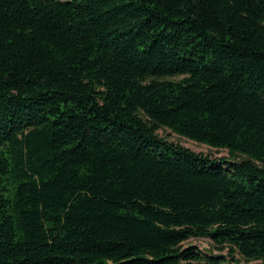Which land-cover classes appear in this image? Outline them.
I'll list each match as a JSON object with an SVG mask.
<instances>
[{
    "label": "trees",
    "instance_id": "1",
    "mask_svg": "<svg viewBox=\"0 0 264 264\" xmlns=\"http://www.w3.org/2000/svg\"><path fill=\"white\" fill-rule=\"evenodd\" d=\"M236 252L264 264V0H0V264Z\"/></svg>",
    "mask_w": 264,
    "mask_h": 264
},
{
    "label": "rangeland",
    "instance_id": "2",
    "mask_svg": "<svg viewBox=\"0 0 264 264\" xmlns=\"http://www.w3.org/2000/svg\"><path fill=\"white\" fill-rule=\"evenodd\" d=\"M158 134L169 141H172L174 143L182 144L186 147H189L190 149L194 150L197 153H201L204 155H208L211 158H222L227 157L229 158L228 150L225 148H217L205 143L197 142L195 140H192L190 138L184 137L180 134L175 133L170 128H161L158 130ZM185 246L188 245H196L200 249L204 251H213V253L218 254L220 253L218 249L214 247L213 242L208 237H191L187 241L184 242ZM228 253V248L223 251V254ZM237 259L241 261L243 264H255V261H247L245 258L238 252L234 255Z\"/></svg>",
    "mask_w": 264,
    "mask_h": 264
}]
</instances>
